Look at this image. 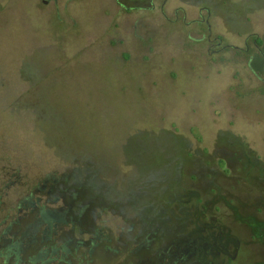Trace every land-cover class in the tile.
Masks as SVG:
<instances>
[{
	"label": "rangeland",
	"instance_id": "1",
	"mask_svg": "<svg viewBox=\"0 0 264 264\" xmlns=\"http://www.w3.org/2000/svg\"><path fill=\"white\" fill-rule=\"evenodd\" d=\"M149 3L0 0V233L45 195L73 264H264V0Z\"/></svg>",
	"mask_w": 264,
	"mask_h": 264
},
{
	"label": "flooded vegetation",
	"instance_id": "2",
	"mask_svg": "<svg viewBox=\"0 0 264 264\" xmlns=\"http://www.w3.org/2000/svg\"><path fill=\"white\" fill-rule=\"evenodd\" d=\"M126 0H112L114 7L117 5L121 9L124 7L123 2ZM132 4L137 6H142L144 0H128ZM149 6H151L152 10L157 9L158 4L160 3V12L166 16L165 6L168 0H149ZM126 9V8H125ZM206 10V8L201 7L200 11ZM122 10H120L121 12ZM175 15L177 19L182 18L183 21L186 23L187 21V10L183 7H177L175 10ZM208 18L204 17L203 21L207 24L208 34L207 39L209 42L215 41L216 43L212 44L210 47L207 48V51L210 55L219 54L222 50L227 49L229 44L223 45V39L215 36L213 37L212 32V25L209 22ZM252 39V44L260 51L262 54L261 42L259 41V36L251 34L246 37L245 45L246 50H250L249 40ZM50 180L47 178L44 181V185L39 189L40 193L44 195V190L48 188L47 184ZM55 191V187L51 185L49 190L47 191L48 194H52ZM59 197H55L52 201H44L45 195L43 197H39L37 202L32 201L31 197H28L26 200L29 206L31 207L30 211L26 213L22 218L29 219L28 224L24 227L21 224L22 218L16 221V227L14 228L12 225L6 227L5 230L0 233V249L3 246V243H8V248L16 251L17 254V263L16 264H23V259L20 257V253H25L28 255L29 264H72V257L74 255H79L82 253L81 249L84 248L86 242L82 239L77 240V244L75 247V252L71 247L73 243L72 237H67L62 235L61 233V226L67 225V219L65 212H61L59 209H53L48 207V203L55 204L58 202ZM23 205V203H22ZM28 209V207H27ZM70 208H68L69 211ZM42 234L41 242H38V235ZM97 237L100 238L98 233ZM202 241L204 242V248H207V243H205V239L203 238ZM39 247H37V245ZM100 245L98 238L91 239V248L89 249V255L92 256L94 253V248ZM83 247V248H82ZM187 253L186 250L177 249L174 251H166V254L169 253L170 257L173 254H180L181 252ZM197 250L194 251V253ZM202 252V251H201ZM10 250L8 252L10 255ZM174 259H177V263L179 257L176 255ZM1 264L4 263L3 258L0 260Z\"/></svg>",
	"mask_w": 264,
	"mask_h": 264
},
{
	"label": "trees",
	"instance_id": "3",
	"mask_svg": "<svg viewBox=\"0 0 264 264\" xmlns=\"http://www.w3.org/2000/svg\"><path fill=\"white\" fill-rule=\"evenodd\" d=\"M10 250V255L8 254ZM20 257L24 260L23 261V264H29V260H28V255H26L25 253H20L19 254ZM1 258H3L4 260V263L3 264H16L17 263V254H16V251L15 250H12L8 248V243H3V246L2 248L0 249V260ZM1 264V262H0ZM21 264V263H19ZM72 264H73V261H72Z\"/></svg>",
	"mask_w": 264,
	"mask_h": 264
},
{
	"label": "water",
	"instance_id": "4",
	"mask_svg": "<svg viewBox=\"0 0 264 264\" xmlns=\"http://www.w3.org/2000/svg\"><path fill=\"white\" fill-rule=\"evenodd\" d=\"M44 2H46V3H47L48 1H44Z\"/></svg>",
	"mask_w": 264,
	"mask_h": 264
}]
</instances>
